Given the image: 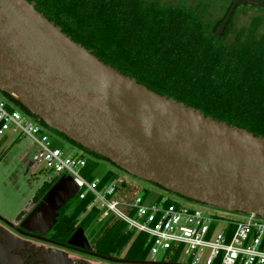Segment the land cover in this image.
Masks as SVG:
<instances>
[{
	"label": "water",
	"instance_id": "1",
	"mask_svg": "<svg viewBox=\"0 0 264 264\" xmlns=\"http://www.w3.org/2000/svg\"><path fill=\"white\" fill-rule=\"evenodd\" d=\"M240 3L233 0L220 36ZM0 91L47 127L190 200L264 218V136L160 94L76 42L29 0H0ZM61 176L23 219L47 234L78 191ZM68 246L90 249L79 227ZM133 264L151 261L115 259Z\"/></svg>",
	"mask_w": 264,
	"mask_h": 264
},
{
	"label": "trees",
	"instance_id": "2",
	"mask_svg": "<svg viewBox=\"0 0 264 264\" xmlns=\"http://www.w3.org/2000/svg\"><path fill=\"white\" fill-rule=\"evenodd\" d=\"M29 1L76 42L120 72L205 115L264 136V34L256 19L238 27L234 13L218 36L216 30L225 16L211 25L207 9L213 0L191 7L164 5L158 0ZM232 3L228 2L227 11ZM51 130L95 158L87 159V179L95 176L96 159L109 161ZM116 176L107 171L100 184ZM58 179L56 176L44 182L33 201H39ZM89 203V199L78 200L69 206L68 201L58 220L61 230L55 235L66 240L82 227L98 248L121 250L129 244V256L150 254L147 235L125 231V223L115 216H108L98 229L93 228L100 213L97 209L87 212Z\"/></svg>",
	"mask_w": 264,
	"mask_h": 264
},
{
	"label": "built area",
	"instance_id": "3",
	"mask_svg": "<svg viewBox=\"0 0 264 264\" xmlns=\"http://www.w3.org/2000/svg\"><path fill=\"white\" fill-rule=\"evenodd\" d=\"M49 130L38 117L0 91V137H31L39 146L31 164L54 172L55 177L71 176L79 186L78 200H90L87 212L97 209L100 221L113 213L129 228L146 234L152 257L175 252L190 258L193 264H201L207 252L203 264H264L263 217L255 213L218 217L162 197L148 202L146 194H131L130 184L121 176L101 185L100 177L89 180L84 175L88 158L66 155L61 148L51 147ZM220 222L223 227L216 231Z\"/></svg>",
	"mask_w": 264,
	"mask_h": 264
},
{
	"label": "rangeland",
	"instance_id": "4",
	"mask_svg": "<svg viewBox=\"0 0 264 264\" xmlns=\"http://www.w3.org/2000/svg\"><path fill=\"white\" fill-rule=\"evenodd\" d=\"M158 1L164 5L183 4L188 7L202 2V0ZM228 2H230V0H221V2L213 0L210 4L209 1L211 6H209L210 9H207V11L211 25H214L217 20L225 15ZM254 19L258 21L257 23H260V31L264 32V7L250 3H240L236 8L234 16L236 26L248 25L251 20ZM49 133L51 134V147L61 148L66 155H83L86 158L95 159L92 158V155L82 150L77 145L72 144L51 129L49 130ZM36 136H38V134H36ZM38 149L39 146L34 143L33 139L29 136L17 139L14 135L7 134L4 137H0V214L3 217L14 219L24 214L31 206L34 197L44 182L50 181L55 177L54 172L44 169L42 170L41 167H35L31 164L33 156ZM96 160L98 162V167L95 172L96 177L99 178L103 176L107 171H113L117 176L123 177L126 179L127 183L130 184L131 194L132 191L139 195L146 194L148 202H154L159 197H162L169 198L172 201L184 205L198 207L208 215L218 217H238L244 215L240 212L224 210L190 200L176 193L170 192L154 183L139 179L105 159ZM77 201L78 197L76 195L69 201V206H73ZM108 216L115 215L110 213ZM96 223L100 224V220L96 221ZM222 227L223 222L216 224V231H220ZM125 231L135 232V235L140 233L138 230L129 228L126 223ZM87 234L88 237H92L90 233ZM160 254L153 257H159ZM207 255L206 252L201 258L202 263L205 262ZM181 260L191 261L190 258L186 256L184 257V255L181 257Z\"/></svg>",
	"mask_w": 264,
	"mask_h": 264
},
{
	"label": "flooded vegetation",
	"instance_id": "5",
	"mask_svg": "<svg viewBox=\"0 0 264 264\" xmlns=\"http://www.w3.org/2000/svg\"><path fill=\"white\" fill-rule=\"evenodd\" d=\"M235 11L236 8L233 14ZM39 201H32L29 209L18 218L8 219L0 214V264H133L115 259L151 261L157 264H193L191 261L181 260L183 256L175 252L161 253L159 257H152L150 254L145 257L129 256V244L121 250L101 249L95 246L93 236L88 237L87 230L84 231L91 248L70 247L68 240L73 234L66 240H62L60 235H55L61 230L58 220L63 213V207L59 210L56 223L47 234L23 228V219ZM99 226V223H93V228L98 229Z\"/></svg>",
	"mask_w": 264,
	"mask_h": 264
}]
</instances>
